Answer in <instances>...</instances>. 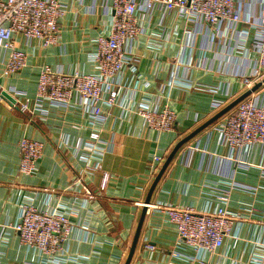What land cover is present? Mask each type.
I'll list each match as a JSON object with an SVG mask.
<instances>
[{"label": "crops", "instance_id": "0c3cea01", "mask_svg": "<svg viewBox=\"0 0 264 264\" xmlns=\"http://www.w3.org/2000/svg\"><path fill=\"white\" fill-rule=\"evenodd\" d=\"M60 1L67 12L56 44L45 47L41 40L18 36L28 59L10 76L2 75L8 53L0 51V89L12 98H35L43 65L96 72L95 41L109 32L112 15L102 0ZM242 1L250 7L254 0ZM140 22L145 33L131 44L139 60L125 70L121 90L124 105L131 97V108L105 106L103 116L94 117L76 106L44 102L46 113L31 114L0 102V264H124L160 170L153 169L154 157L163 156L165 162L177 142L245 92L229 65L233 38L212 42L210 26L189 22L177 10L163 14L155 9ZM176 64L180 72L191 65L189 82H171ZM254 96L264 104V85ZM149 101L176 111L173 130L145 127L136 109ZM217 122L183 145L159 180L130 264H262L255 243L264 239V145L245 149L238 155L242 159L233 161ZM24 137L44 142L32 175L18 173V144ZM226 192L227 201L217 196ZM22 202L71 218V238L57 256L29 248L9 227L19 218ZM222 205L237 216L222 248L212 253L178 247L177 228L163 207L202 211Z\"/></svg>", "mask_w": 264, "mask_h": 264}, {"label": "built area", "instance_id": "2783aa9c", "mask_svg": "<svg viewBox=\"0 0 264 264\" xmlns=\"http://www.w3.org/2000/svg\"><path fill=\"white\" fill-rule=\"evenodd\" d=\"M101 4L112 17L109 32L98 36L95 41L97 50L93 60L96 72H65L43 65L33 100H11L4 95L7 91L0 89V102L31 114L46 113L44 102L64 109L76 106L94 117L103 116L105 106L124 105L125 100L121 99V90L125 86L124 72L139 60L131 44L145 33L140 18H150L155 9H161L163 14L177 10L189 22L210 26L212 42L217 38L218 41L233 38L234 44L228 49L232 57L229 65L235 68V75L244 83L245 91L264 78V0H254L250 7L242 0H102ZM66 12L67 5L60 0H0V51L8 53L2 75H13L27 64L28 56L17 44L18 36L29 41L41 40L45 47L56 44L61 37L60 21ZM176 66L171 82H189L187 75L191 65L184 67L183 72L179 71V64ZM131 101L129 96L124 105L127 109L132 107ZM136 112L145 127L157 132L173 130L177 120L175 110L158 102H145L138 106ZM215 129L219 131L221 141L233 151L230 159L239 161L242 159L238 156L240 152L244 154L245 149L256 144L264 145V104L253 93L233 112L220 118ZM92 138L99 140V134L93 133ZM18 146V173L34 174L37 162L43 156L44 142L24 137ZM154 161L157 163L153 167L156 172L164 158L157 155ZM107 180L108 175H105V183ZM217 196L227 201L229 194ZM20 208L19 218L9 227L29 248L47 256H57L73 232L69 215L39 208L32 202H22ZM162 209L167 211L177 228L179 248L193 247L212 253L224 246L237 219L225 205L202 211L179 206ZM255 244L261 251V256L256 259L264 264V239L257 240Z\"/></svg>", "mask_w": 264, "mask_h": 264}, {"label": "water", "instance_id": "95a60500", "mask_svg": "<svg viewBox=\"0 0 264 264\" xmlns=\"http://www.w3.org/2000/svg\"><path fill=\"white\" fill-rule=\"evenodd\" d=\"M263 85H264V78L262 80L256 82L251 88L247 89L240 96H238L237 98L232 100L229 104H227L224 108H222L220 111H218L214 116H212L204 124H202L201 126L196 128L190 134H188L187 136L182 138L179 142H177V144L174 146V148L171 151V153L166 158L164 164L160 168V170H159V172H158V174H157V176H156V178H155V180H154V182H153V184H152V186H151V188L149 190V193L147 195V198L145 200V203H144V206H143V209H142L141 217H140V220L138 222V226H137L136 232H135L134 237H133V241H132V244H131V247H130V250H129V254H128L124 264H130L131 261H132L133 255L135 253V250L137 248L138 241H139V238H140V235H141L144 219H145V216H146V213H147V210H148V205L151 203V198H152L153 192H154L159 180L161 179V177L165 173L166 169L168 168L169 164L174 159V157L176 156V154L180 150V148L183 145H185L187 142H189L191 139H193L196 135H198L205 128H207L208 126H210L211 124H213L214 122H216L217 120L222 118L224 115H226L229 111H231L233 108H235L244 99H246L247 97L252 95L254 92L259 90ZM4 95H5V97L13 100V98L7 92H4Z\"/></svg>", "mask_w": 264, "mask_h": 264}, {"label": "trees", "instance_id": "16d2710c", "mask_svg": "<svg viewBox=\"0 0 264 264\" xmlns=\"http://www.w3.org/2000/svg\"><path fill=\"white\" fill-rule=\"evenodd\" d=\"M234 110H235V108H233V109H232L231 111H229L227 114H229V113L233 112ZM227 114H226V115H227Z\"/></svg>", "mask_w": 264, "mask_h": 264}]
</instances>
